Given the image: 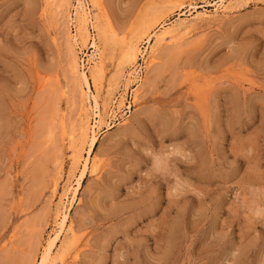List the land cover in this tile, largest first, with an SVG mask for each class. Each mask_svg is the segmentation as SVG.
<instances>
[{
	"label": "rangeland",
	"instance_id": "obj_1",
	"mask_svg": "<svg viewBox=\"0 0 264 264\" xmlns=\"http://www.w3.org/2000/svg\"><path fill=\"white\" fill-rule=\"evenodd\" d=\"M82 1L0 0V264H264V0Z\"/></svg>",
	"mask_w": 264,
	"mask_h": 264
},
{
	"label": "bare ground",
	"instance_id": "obj_2",
	"mask_svg": "<svg viewBox=\"0 0 264 264\" xmlns=\"http://www.w3.org/2000/svg\"><path fill=\"white\" fill-rule=\"evenodd\" d=\"M89 1V0H88ZM93 1V0H92ZM82 0H77V3H78V6H76L75 7V14H74V22H75V25L77 26V30H78V32L75 34V35H71L70 36V39H72V41L74 42V44H76V42H77V35L79 34V32H81V31H83V32H86L87 33V29H86V25H87V23L89 22V17H88V15H87V12L88 11H86L84 8H83V5H82ZM225 3H227L226 2V0L224 1ZM86 3V2H85ZM90 3V2H89ZM221 3V2H220ZM224 3V4H225ZM220 5V4H219ZM195 6V5H194ZM223 6V5H222ZM218 7H220V6H218ZM223 7H225V6H223ZM225 8H227V7H225ZM224 8V9H225ZM219 10V9H218ZM222 10V9H221ZM220 10V11H221ZM225 11V10H224ZM188 12H190V11H188ZM180 13H182V12H180ZM206 13V12H205ZM210 13V12H209ZM207 15V14H206ZM204 16V15H203ZM101 17V16H100ZM194 18H196V17H194ZM91 22H92V20H91ZM186 22V21H185ZM188 22V21H187ZM90 23V22H89ZM93 23V22H92ZM180 23V22H179ZM182 23H183V21H182ZM174 24V23H173ZM185 24V23H184ZM188 23H186V25H187ZM177 25V24H176ZM180 26H181V24H180ZM174 27V26H173ZM170 28H172V27H170ZM181 28V27H180ZM168 29H169V26H168ZM109 30V29H108ZM165 30H166V28H165ZM164 30V28L162 29V31H165ZM174 30V29H173ZM176 30V29H175ZM169 31V30H168ZM165 32H167V31H165ZM178 33H179V31H177ZM176 32V33H177ZM162 33V32H161ZM160 33V34H161ZM164 33V32H163ZM89 34V33H88ZM182 34V33H181ZM87 35V34H86ZM156 35V34H155ZM164 35V34H163ZM171 35V34H170ZM80 36V35H79ZM153 36H154V34H153ZM160 36V35H159ZM167 36V35H166ZM87 37V36H86ZM100 37V36H99ZM156 37V36H155ZM161 38V37H160ZM69 39V41H71ZM162 39H163V37H162ZM81 40V39H80ZM131 41V40H130ZM136 41V39L134 40V42ZM151 41V39L150 38H147L146 39V43H149ZM132 42V41H131ZM159 42V41H158ZM102 43V42H101ZM139 43V42H138ZM145 43V42H144ZM78 44V43H77ZM137 44V43H136ZM69 45H71V44H69ZM77 46V45H76ZM100 46V45H99ZM126 46V45H125ZM131 47H132V45H130ZM73 47V46H72ZM137 47V46H136ZM90 48H93V51L95 50V49H97L96 48V45H95V42H94V40H91V43H90ZM128 48V47H127ZM104 51V50H103ZM130 51V49L128 50V52ZM139 51V50H138ZM149 52V51H148ZM138 53V52H137ZM136 53V54H137ZM130 54V53H129ZM131 55V54H130ZM97 56V55H96ZM129 56V55H128ZM134 57V56H133ZM95 59V58H94ZM135 59V58H134ZM134 59H132V61L134 60ZM125 61V60H124ZM73 62H75V61H73ZM130 63V62H129ZM133 63V62H132ZM73 70H75V69H73ZM77 71H78V68H77ZM96 73V72H95ZM129 77V76H128ZM79 78H80V80H81V82L83 83V85H85V87L87 88V90L89 91V95H90V97H91V100H92V107H91V105H90V107L91 108H93L94 109V122H93V125L91 126V130H90V132L89 133H91L90 134V142H89V148L87 149V155H89V153H90V150H91V148H92V145L94 144V142H95V138H96V136L94 135L95 134V130H94V128L96 127L97 128V126H98V124H99V122H101V121H99L100 120V118H101V112H103V111H101L100 112V110L101 109H103V108H99V105H98V102H97V99H96V97L93 95V93H90V92H92L91 91V87H90V83H89V81H88V77H87V74L84 72V70H82V71H80L79 72ZM96 78H97V76H96ZM128 82V81H127ZM130 83V82H129ZM97 88V87H96ZM96 93H97V91H95ZM115 98V97H114ZM113 99V98H112ZM102 100V99H101ZM111 100V99H110ZM114 102V101H113ZM104 104V103H103ZM106 104H108V103H106ZM82 106H83V104H82ZM107 106V105H106ZM102 107H104V105L102 106ZM118 107V106H117ZM88 108V107H87ZM106 108V107H105ZM110 109V108H109ZM90 110V109H89ZM107 110V109H106ZM105 112V111H104ZM102 119V118H101ZM100 125V124H99ZM99 127V126H98ZM86 130V129H85ZM89 130V129H88ZM84 133H85V131H84ZM83 133V134H84ZM77 134V133H76ZM82 134V135H83ZM86 155V156H87ZM85 156V158L83 159V162H82V166H81V168H82V170L79 172L80 173V175H79V178L76 180V183H75V187H74V189H73V195L75 194V191L78 189V186H79V184H80V177H82V174H83V170L86 168V166H87V164H88V158ZM70 186V185H69ZM68 189V192H69V187L67 188ZM71 191V190H70ZM64 192V191H63ZM62 193V192H61ZM62 194H64V193H62ZM65 195H66V193H65ZM64 198V197H63ZM61 199V198H60ZM69 203V202H68ZM60 210V209H59ZM62 211V210H61ZM63 215H62V217H61V219H60V221L57 223V224H59V228H58V230L57 231H55L56 233L53 235V236H51L50 238H49V240H48V242H47V244L44 246V250H42L43 252L41 253V255L39 256L40 257V259L38 260L39 262H37V264H47V262L49 261L48 259H49V255H51L50 254V252H51V250H52V247L54 246V244H55V241H56V239L58 238V236H59V234H60V232L62 231V230H64L63 228H64V226L66 225V213H62ZM56 224V225H57ZM67 227V226H66ZM68 231V230H67ZM63 233V232H62ZM65 234V233H64ZM63 235V234H62ZM66 236V235H65ZM67 238V237H66ZM67 241H68V239H67ZM67 244V243H66ZM67 246V245H66ZM55 257V256H54ZM50 258H52L51 256H50ZM50 260H53V259H50ZM51 263V262H50Z\"/></svg>",
	"mask_w": 264,
	"mask_h": 264
},
{
	"label": "clouds",
	"instance_id": "obj_3",
	"mask_svg": "<svg viewBox=\"0 0 264 264\" xmlns=\"http://www.w3.org/2000/svg\"><path fill=\"white\" fill-rule=\"evenodd\" d=\"M181 151L182 149L179 145L170 146L168 155L169 156H180ZM147 154L152 156L153 165L150 171L153 174H158L161 176L171 175L169 171H165L157 166L156 161L158 159L159 154L157 153H147ZM247 211L254 219L264 220V206L249 207Z\"/></svg>",
	"mask_w": 264,
	"mask_h": 264
}]
</instances>
